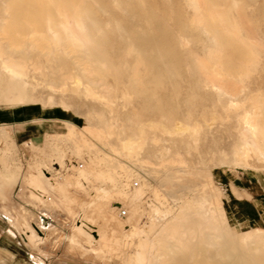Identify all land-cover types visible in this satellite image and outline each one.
Listing matches in <instances>:
<instances>
[{
  "label": "rangeland",
  "instance_id": "obj_1",
  "mask_svg": "<svg viewBox=\"0 0 264 264\" xmlns=\"http://www.w3.org/2000/svg\"><path fill=\"white\" fill-rule=\"evenodd\" d=\"M221 1L229 8L239 36L249 39L258 53L245 73L234 76L212 75L200 66L199 60L211 59L220 29L214 28L217 34L213 35L195 22L197 0H100L94 4L98 25L91 31L102 40L100 49L113 70L102 75L100 86L109 102L83 89L52 87L46 83L50 77L31 65L20 72L16 63L20 53L0 57V103L19 96L57 106L67 125L64 133L48 141L49 149L26 143L17 147L11 133L0 126V245L41 264H150V257L155 264L160 255L175 264H225L220 250H213L219 249L223 234H245L256 226L264 229V153L257 154L243 143L246 130H253L244 116L253 113L257 98L264 99V0ZM1 18L0 13V22ZM25 59L28 64L30 58ZM38 61L47 71L51 65L60 66L58 59L43 56ZM5 63L10 67H4ZM151 121L171 128L146 127L136 154L123 152L117 132ZM94 126L109 130V135L97 134ZM85 139L94 144L84 146ZM91 161V168L81 174ZM46 172L58 178L81 176V187L68 185L65 191L80 198L94 224L127 230L130 234L119 239L120 246L99 249L95 256L84 252L85 247L68 243L73 247L67 249L65 240L54 241L72 229L73 221L65 209L48 210L46 200L25 186L28 180L47 182ZM109 192L111 196L105 197ZM115 201L124 204L128 215L138 212L137 229L128 216L113 211ZM13 210L50 225L49 238L27 245L22 239L26 228H16ZM9 236L11 240L4 239ZM143 241L149 244L147 258L136 259Z\"/></svg>",
  "mask_w": 264,
  "mask_h": 264
},
{
  "label": "bare ground",
  "instance_id": "obj_2",
  "mask_svg": "<svg viewBox=\"0 0 264 264\" xmlns=\"http://www.w3.org/2000/svg\"><path fill=\"white\" fill-rule=\"evenodd\" d=\"M98 2H100V0H0V13L1 15H3V18H1L2 20L0 22V57H2L3 54L6 53H10V54L13 52L20 53L21 58L16 62L20 68V72L23 73L24 71H27V69L30 67L29 65H31V67H33L34 69H38L45 77L47 78L50 77L48 78V82L46 83H48L52 87L60 86L62 90H71L73 92H79L81 89H83L87 94L93 97L103 98L107 102H109V97L105 94L104 90L100 89V86L102 85L101 82L102 75L104 73L113 72V70L108 65L109 64L107 62L109 59L108 55L100 49L101 46L103 45L102 40H100L99 37L94 35L91 31L92 27L98 25L97 22L95 21L96 18L94 17V8H93L94 4ZM196 5L197 7H196L195 22L199 23V25L201 24L213 35L217 34L215 33L214 28L218 27L220 29L219 32L220 34L216 36L215 39L216 48L212 46L215 49L211 52V56H210L211 59L205 62L202 61L203 59L199 60L200 66H202L205 70H208L212 75H219V77H223V76L230 77V76H234L235 74L237 75V74L245 73L249 65L255 62L256 54L258 53H255L252 42L249 39H242L239 36L238 26L236 25V23L231 21L228 15L229 8L225 5L224 1L222 2L221 0H197ZM257 40L259 41V39ZM104 42L106 43V40ZM79 51H81V53H79ZM43 56L46 58V60H50V61L52 60L56 61L58 59L60 62V66L51 65L49 71H47L46 65L40 64L38 61ZM28 57L30 58V62L27 64L25 62L26 61L25 58ZM4 67L9 68L10 65L5 63ZM219 69L224 71V73L219 71ZM136 70L137 69L135 68L134 71L135 78L137 77ZM12 71L14 70L12 69ZM15 72L18 73V71ZM104 83L106 82L104 81ZM232 103H234L233 100ZM6 104L8 106L14 107L18 105L35 104V102L29 101L24 97L22 98L19 96H14ZM234 106L238 107L239 104H236ZM252 106H253V113L246 112L244 118L250 123L249 125L252 127L253 130L252 132L246 130L245 142L243 143H245L253 151H256L257 154L258 152L264 153V99L259 100V98H257L252 103ZM245 122L246 121H244V123ZM146 127L160 129V130H164V129L170 130L171 128L170 126L162 124L161 122L158 121H151L150 123L141 122L135 128H130V129H126L125 127H122L119 130V132H117L120 149L123 152L131 155L136 154L137 149L143 144L145 140ZM94 131L97 134L104 137H106L110 133L109 130L101 129V128L94 129ZM93 144L94 143H91L88 139L83 140L84 146H89ZM240 146L239 149H241ZM92 163H93L92 161L89 162L86 169L80 170V173L83 174L85 170L90 169ZM76 166L81 168L83 164H77ZM46 173L47 175L45 176L47 177L46 179L48 180L47 182L41 180L40 181L28 180L25 181L26 183L25 186H27L26 188H29L30 191L33 194H35L38 199L44 201L46 200L44 206L48 207V210L49 209L54 210L57 208L65 209L67 212V216L73 221L72 229L64 233L63 237H59L57 233L58 237H56L54 241L57 242L60 240L63 241L65 240V243L67 244L69 243L71 245H76L78 247L79 246L85 247L84 252L93 253L94 255L99 253L98 251L99 249H104L106 247L108 248L111 247V249L116 248L118 244L120 246L119 239L126 238L130 233H128V231L125 229H115L114 224H110V227L105 226V228H102L103 226L100 227L101 225L99 226L97 224H94L89 219L86 210H84L81 207L82 203H80L81 202L80 198H78L76 195L71 194L70 192L68 193L65 191L68 185H76V187L78 188L81 187L82 184L80 181L81 176L76 177L74 175L68 174L64 177L58 178L49 175L48 172ZM254 173L255 172H253V174ZM110 193L111 192H109L108 194L104 193V196L110 197L111 196ZM91 196L93 197V195ZM100 201L102 203V200ZM105 202L107 201L105 200ZM42 204L44 203L42 202ZM113 204H114L113 208L110 206L113 209V211L121 210V208L124 205L120 201H115V203ZM11 209L12 208H10V210ZM97 209H95V211ZM13 211H14V217L10 213L8 212L7 213L14 218L15 224L18 228L19 227L21 229L26 228L25 234L22 233L23 235L22 237L24 241L27 243V245H31L36 241L38 242L39 240L42 241L43 239L49 238L50 236L49 234L51 233L50 231L53 230L50 225L47 226L41 224L37 220L36 221L28 220L19 211L17 210H13ZM98 212L100 213V211ZM134 212L131 213L130 210L131 214L127 215L129 217L127 218L134 221L133 223L135 225V229H137L136 226H137V221L139 219L138 217L139 215H137L138 212L137 214L136 212L135 213ZM134 214H136L137 216ZM100 217L101 216H99V218ZM101 220H103V218ZM125 225L126 224H123V226ZM84 236H87V238H85ZM82 238L84 239L82 240ZM69 244L67 245V249ZM148 249H149L148 242L143 241L141 243L139 252H137L138 256L136 257V259H140V257L147 258L146 253L148 252ZM217 249L218 248H216L215 246L213 250L215 252L220 250L222 257L225 260V264H264V229L262 227L256 226L254 229L246 232L245 234H241V233L237 235L233 233H228L225 235L223 234L221 236L220 247L218 250ZM75 250L76 249H74V251ZM160 256L156 258L158 261L155 264H175L172 262H168L166 258H162ZM114 260L115 259L113 258V261ZM148 260L150 261V264H153V260H154L153 258L150 257L148 258ZM26 263L28 262L26 261ZM191 264H198V262H194Z\"/></svg>",
  "mask_w": 264,
  "mask_h": 264
},
{
  "label": "crops",
  "instance_id": "obj_3",
  "mask_svg": "<svg viewBox=\"0 0 264 264\" xmlns=\"http://www.w3.org/2000/svg\"><path fill=\"white\" fill-rule=\"evenodd\" d=\"M1 125H4L5 130L11 133L17 147H21L23 143H26L27 145H33L34 148L49 149L50 146L48 145V141H50L53 136L62 134L66 131V126L63 123L62 111H60L57 106H45L41 104H27L13 107L0 103V126ZM26 153L29 155L30 151H26ZM25 206H28L27 208L30 211H35L31 204H25ZM6 207L2 208V210ZM9 227L13 226L10 225ZM16 228L19 230L17 226ZM7 237L4 239L7 241L11 240L10 236L9 238ZM26 261L29 264H41V261L36 263L19 256V252L15 251L13 248L0 245V264H28Z\"/></svg>",
  "mask_w": 264,
  "mask_h": 264
},
{
  "label": "built area",
  "instance_id": "obj_4",
  "mask_svg": "<svg viewBox=\"0 0 264 264\" xmlns=\"http://www.w3.org/2000/svg\"><path fill=\"white\" fill-rule=\"evenodd\" d=\"M136 185V183H135ZM120 215L123 216V217H126L128 215V210L126 208H121L120 210Z\"/></svg>",
  "mask_w": 264,
  "mask_h": 264
}]
</instances>
